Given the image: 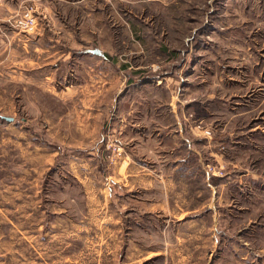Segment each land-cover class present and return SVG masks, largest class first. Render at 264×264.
<instances>
[{
	"label": "rangeland",
	"instance_id": "obj_1",
	"mask_svg": "<svg viewBox=\"0 0 264 264\" xmlns=\"http://www.w3.org/2000/svg\"><path fill=\"white\" fill-rule=\"evenodd\" d=\"M98 2L96 11L75 5L63 11L70 16V32L57 27L55 35L71 37L72 53L96 47L113 53L120 70L131 67L128 81L160 78V86L150 80L132 89L136 96L173 97L179 112L204 117L197 124L212 127V137L226 142L220 146L225 162L212 150L204 154L206 171L210 164L221 172L210 175L223 176L228 165L231 177L255 181L233 186L238 191L230 192L223 225L239 229L243 241L264 249V0ZM94 61L90 53L72 56L67 77L56 74L55 89H41L39 75L28 81L16 77L13 68L0 72V264H111L115 259L109 245L102 250L97 242L101 217L96 210L106 207L75 177L94 171L90 149L102 155L97 159L104 176L108 161L121 150L110 143L112 128L94 122L97 110L104 114L110 107L89 100L104 92L106 102L111 91L78 85L99 79ZM83 124L86 131L80 129ZM53 145H81L86 151L83 157L57 159ZM79 161L84 167L78 171ZM233 164L242 167L233 170ZM244 167L248 176H240ZM77 224L83 227L79 235L58 230Z\"/></svg>",
	"mask_w": 264,
	"mask_h": 264
},
{
	"label": "crops",
	"instance_id": "obj_2",
	"mask_svg": "<svg viewBox=\"0 0 264 264\" xmlns=\"http://www.w3.org/2000/svg\"><path fill=\"white\" fill-rule=\"evenodd\" d=\"M97 2L1 0L0 72L2 68L6 72L13 68L16 77L28 81L39 75L41 89H55L59 83L56 74L67 77L72 56L85 57L90 53L95 57V65L91 66L99 69V79L81 81L78 85L87 88L89 83L99 91H111L106 102L101 97L104 92L98 99L89 100L110 107L104 114L97 110L94 122H101L105 128L110 126V143L123 151L122 155L110 158L108 174L104 176L99 167L103 164L97 159L101 160L102 155L96 154L97 148L90 149V152L94 150L89 153L90 157H95L94 171L91 169L89 175L79 172L75 175L82 190L94 193L96 202L106 207L105 211L96 210L101 217L96 227L100 249L103 250L105 244L111 247L112 259L115 258L111 264H216L224 259H230L231 264H264L263 247L243 241L239 229L231 230L223 225L232 199L230 192L238 191L233 186H239L242 180L248 184L254 180L241 179L239 175L231 177L228 165L227 174L223 176L207 173L204 154L212 150L210 153L225 162L220 146L226 142L203 134L197 122L199 119L203 122L204 117H199L195 111L179 112L178 102L173 97L164 101L157 96H136L132 89H140L150 80L160 86V78L154 81L152 77H135L128 81L126 77L131 67L123 65L124 69L120 70L113 53L98 47L72 53L71 37L55 35L57 27L67 35L70 32V16L67 18L63 11L69 10L71 5L82 11L89 8L96 11L100 9ZM29 7L35 9L38 19L33 33L13 25V17ZM120 78L124 79L121 86ZM68 82L64 80L66 89ZM132 94L134 96L130 97ZM83 126L80 129L86 131V125ZM53 147L58 151L57 159L70 155L83 157L80 154L86 151L80 149L85 148L81 145L75 149ZM81 166L84 167L79 161L78 171ZM233 166V170L242 167ZM246 170L244 167L240 176H248ZM258 176L254 178L258 180ZM233 182L236 183L232 185ZM59 212L63 214L62 209ZM63 219L69 220L68 217ZM79 226H62L58 230L79 235L83 228Z\"/></svg>",
	"mask_w": 264,
	"mask_h": 264
},
{
	"label": "built area",
	"instance_id": "obj_3",
	"mask_svg": "<svg viewBox=\"0 0 264 264\" xmlns=\"http://www.w3.org/2000/svg\"><path fill=\"white\" fill-rule=\"evenodd\" d=\"M0 2H1V0H0ZM37 24H38L37 14L35 12V9H33L31 7L25 9L24 11H22L20 14L16 15L13 18V25L16 28H18L19 30L27 32V33L35 32L37 30ZM197 126L201 129H203V133L206 136L212 137V135H213L212 127L202 128V125L199 123ZM118 152H119V154H121V150H118ZM207 171L209 174L210 173H212V174L221 173V172L213 171L210 164L207 167Z\"/></svg>",
	"mask_w": 264,
	"mask_h": 264
},
{
	"label": "water",
	"instance_id": "obj_4",
	"mask_svg": "<svg viewBox=\"0 0 264 264\" xmlns=\"http://www.w3.org/2000/svg\"><path fill=\"white\" fill-rule=\"evenodd\" d=\"M1 117L6 119V120H8V121H13L14 120V117H12V116L2 115Z\"/></svg>",
	"mask_w": 264,
	"mask_h": 264
}]
</instances>
